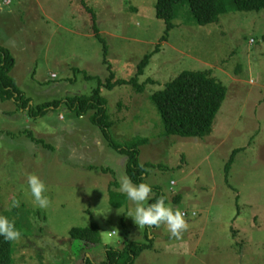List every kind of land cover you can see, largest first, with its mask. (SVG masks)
<instances>
[{"label":"rangeland","instance_id":"rangeland-1","mask_svg":"<svg viewBox=\"0 0 264 264\" xmlns=\"http://www.w3.org/2000/svg\"><path fill=\"white\" fill-rule=\"evenodd\" d=\"M89 3L106 58L79 0H0V46L12 52L13 78L31 104L90 95L98 79L109 77V64L117 79L130 80L160 44L166 24L156 17L157 0ZM185 12L140 78L156 84L141 94L125 85L102 88L101 95L114 122L112 140L121 149L149 139L140 162L152 164L144 179L153 188L151 199L164 194L166 204L187 214V230L177 239L166 225L139 229L127 217L134 204L118 191L127 157L109 144L92 112L79 116L64 107L34 119L0 99V215L15 222L30 218L19 226L24 235L14 243L15 264H82L84 246L67 241L73 228L93 222L101 244L87 252L96 262L105 259L106 246L123 251L154 237L153 248L134 264H264V10L224 14L208 26ZM209 69L227 89L213 133L204 139L160 137L164 127L152 95L185 71ZM31 173L47 186L46 209L28 188ZM114 194L126 201L114 207ZM13 200L20 207L12 208ZM110 231L115 238L106 240Z\"/></svg>","mask_w":264,"mask_h":264},{"label":"trees","instance_id":"trees-1","mask_svg":"<svg viewBox=\"0 0 264 264\" xmlns=\"http://www.w3.org/2000/svg\"><path fill=\"white\" fill-rule=\"evenodd\" d=\"M82 12L86 14L91 22L95 37L99 38L104 44L105 58L107 56V45L101 37V30L98 25V18L95 9L90 5L89 0H79ZM133 7H131L132 9ZM133 10V9H132ZM186 10L184 14L190 15L194 22L199 26H208L218 24L220 17L224 14L233 12H252L264 10V0H157L155 5L156 17L163 20L166 24V31L160 39L154 51L147 54L138 65L136 75L130 80H119L109 64V77L105 82L98 79L100 84L93 90L90 95H77L68 97L63 100H55L42 104H31V98L26 97L17 86L12 72L16 65V60L12 52L3 46H0V99L2 102H14L19 110H23L29 117L38 119L50 114L53 110L68 107L79 116L93 113L92 121L102 129L106 140L111 146L126 155V172L135 183H145L147 169L152 164H141V147L149 142L148 138H141L133 141L127 148L121 149V145L112 140L111 129L114 122L111 121L107 114V104L101 95V89L107 88L113 90L117 86H132L138 93H144L146 87L157 83L153 78H149L144 83H140V78L145 74L154 55L160 52L161 43L168 41L170 33L176 28L174 21ZM190 20V21H193ZM105 64L109 63L105 59ZM87 78L92 76L86 75ZM227 89L213 75V70L205 71H185L173 81L168 82L163 90L155 92L151 101L156 107L164 127L160 137L178 136L181 138H198L204 139L211 135L214 130L216 118L226 100ZM123 105L120 104V107ZM25 135L32 138L44 147L50 149L52 145L46 144L41 138H36L31 132L26 131ZM235 151L226 164V173H229L236 154ZM109 170V169H108ZM110 172V171H109ZM166 196L162 193L151 199L149 203L155 202L159 196ZM112 195L111 202L114 207H118L122 201H126L122 195L119 202ZM179 197L177 200L178 201ZM166 201V199H165ZM187 216L186 213H184ZM195 215V214H194ZM28 221L15 222L16 227ZM26 225V226H27ZM25 226V227H26ZM155 228V227H154ZM21 231V230H20ZM22 236L24 232L21 231ZM148 238V237H147ZM76 241L84 246L80 253L84 254L82 264H134L135 260L140 257L146 250L153 248L154 238L147 240V243H131L123 251L114 249L112 246H106L104 251L105 259L96 262L87 252L89 248L101 244V231L96 222L86 228H73L70 231V241ZM14 242H9L0 237V264H15L13 259ZM70 249V247H69ZM71 250V249H70ZM86 254V255H85ZM102 254V256H103Z\"/></svg>","mask_w":264,"mask_h":264},{"label":"clouds","instance_id":"clouds-1","mask_svg":"<svg viewBox=\"0 0 264 264\" xmlns=\"http://www.w3.org/2000/svg\"><path fill=\"white\" fill-rule=\"evenodd\" d=\"M27 185L31 192L36 205L41 209H46L50 200L46 195L47 186L39 178L38 175L31 173L27 174ZM118 191L125 194L127 200L134 204V208L127 210V217L134 220V223L143 229L147 226L149 229L159 228L162 224L166 225L171 236L180 238L183 231L187 230L188 223L185 220V214L179 208H173L171 205L165 203V197L159 196L155 202L148 203L154 195L153 188L148 183H135L126 174L122 173L119 177ZM12 208L20 207L19 200L11 202ZM21 231L16 227V223L8 216L0 215V237L9 242L17 241L21 238ZM115 238L113 232H107L106 240Z\"/></svg>","mask_w":264,"mask_h":264},{"label":"crops","instance_id":"crops-1","mask_svg":"<svg viewBox=\"0 0 264 264\" xmlns=\"http://www.w3.org/2000/svg\"><path fill=\"white\" fill-rule=\"evenodd\" d=\"M154 237H152L151 239H153Z\"/></svg>","mask_w":264,"mask_h":264},{"label":"bare ground","instance_id":"bare-ground-1","mask_svg":"<svg viewBox=\"0 0 264 264\" xmlns=\"http://www.w3.org/2000/svg\"><path fill=\"white\" fill-rule=\"evenodd\" d=\"M56 78V77H55Z\"/></svg>","mask_w":264,"mask_h":264}]
</instances>
